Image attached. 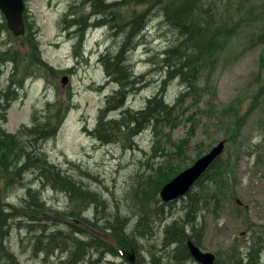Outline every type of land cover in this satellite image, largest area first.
<instances>
[{"label":"rangeland","instance_id":"1","mask_svg":"<svg viewBox=\"0 0 264 264\" xmlns=\"http://www.w3.org/2000/svg\"><path fill=\"white\" fill-rule=\"evenodd\" d=\"M88 1L25 0V20L30 27L19 37L8 28L0 9V88L10 84L16 88L1 124L7 132L33 140L26 137L27 127L49 121L48 130L55 134L33 142V151L45 153L59 169L99 193L105 204L73 203L68 193L38 178L34 182L36 173L32 170L23 172L18 180H11L14 174H7L3 207L21 204L32 184L49 208L41 217H57L61 225L49 219L47 233L58 235L50 239V253L29 228H13L5 244L21 264H130L103 253L89 244V238L72 234L64 224L71 222L68 216L74 215L70 213L79 214L76 217L96 222V227L103 230H99L100 235L115 243L108 232H114L109 224L116 215L127 218V232L136 231L137 220L145 215L151 225L135 236V264H197L187 258L186 239L178 234L190 197L162 202L159 191L153 189L155 193L143 206L145 194L140 187L150 192L148 187L155 184H148L150 173L174 156L170 154L178 158L167 162L164 173L170 163L178 167L177 172L182 171L226 140L219 166L226 165V172L235 180L228 178L222 204L216 207L210 203L200 209L196 231L201 228L203 234L199 246L216 255V264H264V43L252 41L264 23V0H247L245 12L237 20L241 29L215 41L212 56L195 70L191 89L182 78L166 85L165 100L173 107L170 118L175 124L165 120L169 116L160 115L157 129L151 123L134 135L132 130L122 128L119 137L108 143L98 138L95 127L101 108L119 86L106 72L102 52L121 46L125 17L138 15L146 7L121 4L112 17L107 10L103 18L95 20ZM231 1L238 4L240 0ZM150 17L130 53L134 74H144L147 80L144 89L128 98L127 105L134 111L162 89L165 78L159 67L173 38L162 19L156 14ZM65 76L67 83L63 81ZM230 104L237 117L224 113ZM122 112L114 109L110 117H119ZM183 142L186 151L179 153L177 146ZM218 188H222L220 182L214 190ZM175 219L180 223L172 227ZM169 224L174 229L166 233Z\"/></svg>","mask_w":264,"mask_h":264},{"label":"trees","instance_id":"2","mask_svg":"<svg viewBox=\"0 0 264 264\" xmlns=\"http://www.w3.org/2000/svg\"><path fill=\"white\" fill-rule=\"evenodd\" d=\"M93 2L96 7H98H94L95 12H93L92 15L96 20L98 19L96 10L101 16H104V13L107 12V10H110L109 17H112L115 10L119 8L121 4H134L136 6L146 7L138 15L125 17L126 19H124L123 26H125L126 30L121 46L117 47L114 51L109 50L107 56H101L102 61H104L106 72L110 77H113L119 86V88L108 97L106 106L101 110L95 128L98 138L107 143L119 137L122 128L132 130L134 135L137 134L139 129H142L146 122L152 120L153 117L155 119L153 124L156 129L161 122L159 121L160 115L164 118L169 116L166 117L165 120H170L171 122L175 121L170 118L173 107L163 98L166 85L154 96L148 97L145 106L139 110L134 111L129 105H127L130 95L139 92L147 86V80L144 74H134L135 71L131 64L130 53L135 47V40L143 35L152 14H159V18L161 17L164 22H166V25L173 33V38L175 40L174 42L173 40L172 42L168 41L163 52L165 57L162 60V64H168L166 78L163 79V82H165L169 76L177 72L176 69L182 68L184 61L191 62L189 67L191 68L194 77L196 74L195 70L200 66L199 64L212 56L213 48H215V41L222 36L231 35L241 29L237 20L245 12L246 6L248 5L247 0H240L238 4L229 0V4L233 11L232 15L234 17L230 20V15L223 14L224 11L222 12L220 10L222 17H216L217 19L214 21L212 7L218 4L217 0H114L111 2H106V0H93ZM100 3H102V5ZM235 17L236 19L234 20ZM246 18L247 17H244V20H246ZM260 28V31L253 35L252 41L254 43L263 44L264 23ZM193 43H195L194 48L192 45ZM35 48L36 51L39 52L37 46ZM38 60L40 61V59ZM191 81L192 79L188 80L189 89L192 88ZM15 92L16 91L12 86H9L6 89L0 88V98L2 99V101H0V169L4 179V192L6 191L8 184L7 174L8 176L9 174H14L11 176V180H18L21 178L23 172L25 173L28 170H32L36 173L34 182L36 181V178H38L41 183L48 184L55 190H61L68 193L71 202L73 203L74 201H81L92 203L96 207L104 205L105 202L99 193L86 188L81 182L77 181L73 175L65 173L62 169H59L54 163L47 160L45 153H35L31 148L33 142L55 134V131L48 130L49 121L42 123L36 122L33 126L27 128L26 137L33 138V140H23L15 134L7 132L2 127L1 120L4 121L6 118V112L9 108L10 102L16 96ZM114 109H122V115L119 114V117L108 118L110 115L108 113ZM224 113L227 114V116H238L234 110L233 104H230ZM150 115L153 117L150 118ZM104 130H106L107 133H104ZM184 142L177 146L179 153H182V151L185 153L186 151L184 148ZM170 155L176 156L175 154ZM173 157L165 159L163 164H160L157 169L150 173L147 180L148 184L155 182L153 186L150 185L148 187L150 193L153 189L158 190L165 181L169 180L177 173L178 167L173 163L168 165L167 173H164L165 165ZM176 157L178 158V156ZM221 159V157L218 158L198 180L196 191L188 192L187 198L190 197V203L188 205L186 217L183 219L184 223L178 224V227H180L178 234L181 239L191 238L194 239L196 243H199L203 234L201 228L196 231L197 226H199L198 221H200L201 217L200 209L202 206L207 208L210 203H214V206L216 205V207L218 204H222L221 196L223 193H226L228 189V178L234 179V175L231 174L230 176L229 173L226 172V165H223L224 167L219 166ZM164 176L168 177H165L164 179ZM37 182L38 181H36V183ZM218 182L222 184V188H218L219 191L216 189L214 190L215 184ZM231 182L233 183V181ZM27 188L28 190L25 197L22 198L21 204L10 205L7 208L2 206L0 208V263L5 261L9 264H21L17 255L5 244V240L9 236L10 231L15 227L29 228L30 232H34L38 243L43 245L42 248L45 249L47 246V253H50V249L52 248V242L50 239L53 236H58L53 231L47 233L50 224L49 219H52L53 223L58 226H60L61 223L57 221V217H45L44 219L41 217V215L49 209L47 202L45 200L43 201L44 198L42 199V194H40L37 188H34L32 184L28 185ZM140 189H143L144 194H147V188L141 186ZM74 211L75 210H71L70 212ZM70 214L81 216L74 213ZM114 216L115 215H113V217ZM27 219H30V221L27 222ZM83 220L86 223H90L88 222V218L83 217ZM126 220L127 218L122 214L116 215L114 221L109 224L111 229L114 230V232L111 233L123 246L127 248L132 246L137 247V243L134 242L135 236L139 235V233H143L146 230L147 225H151V221L147 220V216L143 215L137 222L136 231L133 230L127 232L125 230ZM41 221H45L46 223H41ZM110 221L111 219H108L107 222L110 223ZM179 221V219H175L172 227H174L175 224L180 223ZM90 224L94 227L97 225L96 222ZM170 225L171 224L167 226L166 233L174 229H170ZM64 226L74 235L89 238V244L101 248L103 253L109 254L113 257H119V251L116 247L104 241L99 236L93 235L81 225L66 222ZM78 248L80 249V244L78 245ZM37 250L41 249L39 248ZM252 256L253 255H250L248 258L250 259Z\"/></svg>","mask_w":264,"mask_h":264},{"label":"water","instance_id":"3","mask_svg":"<svg viewBox=\"0 0 264 264\" xmlns=\"http://www.w3.org/2000/svg\"><path fill=\"white\" fill-rule=\"evenodd\" d=\"M0 8L4 12L9 28L15 35L25 32L24 22V0H0ZM67 77L64 78V82ZM225 143L221 141L213 147L209 153L200 157L191 167L178 174L162 190L164 200H170L184 194L195 180L208 168V166L222 153ZM0 205H1V186H0ZM189 248L192 255L204 264H214L215 255L209 252H202L194 243L189 241ZM133 262V255H131Z\"/></svg>","mask_w":264,"mask_h":264},{"label":"bare ground","instance_id":"4","mask_svg":"<svg viewBox=\"0 0 264 264\" xmlns=\"http://www.w3.org/2000/svg\"><path fill=\"white\" fill-rule=\"evenodd\" d=\"M218 1V4L215 6H213L212 7V15H213V20L215 21L217 18L216 17H222V13H221V11L223 12V14H226V15H230V20L232 19V17H234L233 15H232V13H233V11H232V8H231V5L229 4V0H217ZM89 2V5H88V7H90L92 10H93V12H95V10H94V7H96V5H95V3L93 2V0H89L88 1ZM87 2V3H88ZM106 2H110V0H106ZM101 5H102V3H100ZM96 8H98V7H96ZM221 10V11H220ZM96 14L98 15V17H100V18H103V16H101V14L96 10ZM158 17H159V14H156ZM160 19H162L161 17H160ZM163 20V19H162ZM163 22H164V20H163ZM164 24L166 25V22H164ZM208 24V23H207ZM212 24V23H211ZM167 26V25H166ZM167 28L169 29V27L167 26ZM170 30V29H169ZM195 31H197V30H195ZM170 32H171V30H170ZM172 33V32H171ZM171 40H173V42L175 41L174 40V38H172ZM193 45V48H194V46H195V43H193L192 44ZM109 50H110V48H106L103 52H102V55H104V56H107L108 54H109ZM178 54V53H177ZM103 62V66H104V61H102ZM190 63L191 62H187V61H184V64H183V66H182V68H180V69H176L177 70V72L175 73V74H172L171 76H169L167 79H166V81L163 83L164 85L163 86H160V88H162V87H164L165 85H167L168 83H170L169 81H172V80H174V79H177V78H182V80H186V81H188V80H190V79H192V76H193V73H192V70H191V68L189 67V65H190ZM164 63L159 67V71H165L166 69H167V66H168V64H165L164 66ZM104 68H105V66H104ZM161 77H164V78H166V72H164V75L163 76H161ZM160 77V78H161ZM189 86V85H188ZM165 92V91H164ZM163 98L165 99V93H164V95H163ZM166 101V100H165ZM155 115H158V114H155ZM151 117H153V116H151L150 115V118ZM154 117H153V119L152 120H150V121H147L146 122V124H145V126L141 129H139V131L138 132H140V131H143V130H145V128H147V126H149V124H153V122H154ZM42 199H43V197H42ZM43 201H44V199H43ZM95 248H97V249H101V248H98V247H96V246H94ZM102 250V249H101ZM103 252V251H102ZM96 255V254H95ZM95 255L93 256L94 257V259L96 258L95 257ZM107 255H109V254H107ZM97 256V255H96ZM99 260V259H98ZM94 260L92 259V262H93Z\"/></svg>","mask_w":264,"mask_h":264}]
</instances>
